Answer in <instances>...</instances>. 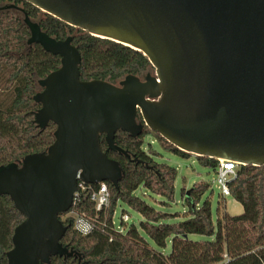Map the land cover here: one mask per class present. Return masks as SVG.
I'll return each instance as SVG.
<instances>
[{
	"label": "water",
	"instance_id": "95a60500",
	"mask_svg": "<svg viewBox=\"0 0 264 264\" xmlns=\"http://www.w3.org/2000/svg\"><path fill=\"white\" fill-rule=\"evenodd\" d=\"M23 1L142 52L155 73L128 75L118 85L83 81L74 37H51L25 13L28 44L59 56L61 66L39 80L33 97L40 106L33 123L40 132L55 124L54 142L0 165V197L9 196L25 218L8 264L84 259L62 243L71 226L61 217L72 210L79 181L119 189L125 172L103 150L102 135L108 151L146 167L116 144L119 131L139 138L147 127L194 156L264 166V0Z\"/></svg>",
	"mask_w": 264,
	"mask_h": 264
},
{
	"label": "trees",
	"instance_id": "16d2710c",
	"mask_svg": "<svg viewBox=\"0 0 264 264\" xmlns=\"http://www.w3.org/2000/svg\"><path fill=\"white\" fill-rule=\"evenodd\" d=\"M0 165L17 161L26 155L44 151L54 142L56 125L51 123L43 132L33 123L32 112L40 106L33 97L37 93V82L61 66V58L47 53L39 44L29 45L30 31L25 23V13L39 22L42 30L58 40L74 37L82 62L81 79L106 80L117 83L128 75L140 76L153 69L149 59L140 51L123 44L95 37L71 27L59 19L42 12L23 0H0ZM16 11L24 15L19 18ZM139 120L142 122L141 116ZM154 135L162 144L166 143L147 127L139 138L119 131L116 144L134 159L108 151L105 136H101L102 148L112 159L119 161L125 175L116 189L107 183L111 192L110 206L102 212L96 211L90 193L82 195L73 211L85 215L94 222L88 235L75 228V219L68 214L61 217L68 229L62 243L82 254L78 258H52V264H264V166L239 165L237 177L229 182L232 196L241 203L244 213L232 216L219 212L217 223L213 220L209 200L202 203L211 188L208 182L195 183L191 189H182V197L188 206L189 215L184 221L170 223V219L181 214H170L157 210L136 192L143 187L155 196L175 202L177 168L158 163L159 152L151 144L146 148L144 139ZM169 152L184 158L195 157L198 162L216 171L219 160L197 157L169 145ZM151 167L153 169H151ZM120 204H125L142 215L139 225L121 222L123 232L114 225ZM222 208V207H221ZM9 196L0 197V264H8L7 253L13 248L15 228L24 221ZM190 235L214 237L213 241H195ZM148 239L160 249L171 244V253L151 248Z\"/></svg>",
	"mask_w": 264,
	"mask_h": 264
},
{
	"label": "rangeland",
	"instance_id": "374dc122",
	"mask_svg": "<svg viewBox=\"0 0 264 264\" xmlns=\"http://www.w3.org/2000/svg\"><path fill=\"white\" fill-rule=\"evenodd\" d=\"M5 6L6 5H3L0 11H3V8ZM15 15H17L21 19H24V15L20 11H16ZM149 73L154 75L155 69L153 68L144 72L140 75V77L144 80L146 75ZM120 81L115 84L118 85ZM37 86V92L41 91L42 88L39 86L38 82ZM149 144H151L152 147L159 152V156L156 158V161L158 163H166L170 166L177 168L178 170V176L175 182V202H170L169 206L163 205V202L168 201L166 198L155 196L143 187L137 190L136 195L144 198L157 210L170 214H181L179 217L170 219V223L182 222L187 217H189V215H186L189 209L182 197V189L185 188L189 190L195 183L201 181L208 182L211 184V188L204 195L202 203H204L206 200H209L211 202L213 220L215 224L217 223L220 211H225L226 213L232 216H237L244 213L243 205L237 202L232 196H222L221 190L217 186L216 172L212 168L201 165L195 157L184 158L169 152L166 149L169 145L163 142L161 144L158 139L152 134L147 135L144 139V146L146 148L149 146ZM124 213H127L130 216V220L127 225H139L140 222L144 220L141 214L132 210L125 204H120V207L118 208L115 216V221L117 225L121 224V217ZM190 239L195 241H213L215 238L203 235H190ZM148 242L151 248L155 251L162 252L164 255H169L171 253V244H169L166 249H160L152 242V240L148 239Z\"/></svg>",
	"mask_w": 264,
	"mask_h": 264
},
{
	"label": "built area",
	"instance_id": "2783aa9c",
	"mask_svg": "<svg viewBox=\"0 0 264 264\" xmlns=\"http://www.w3.org/2000/svg\"><path fill=\"white\" fill-rule=\"evenodd\" d=\"M218 167L216 169V181L217 186L221 190L223 197L230 196L231 190L229 187V182L237 177V170L239 164L234 161L229 160H219ZM86 192L90 193L91 201L96 204V211L102 212L109 208L111 200V192L107 183H100L98 185H87L82 181H79L78 190L74 197V206L81 200L82 195ZM73 206V207H74ZM68 216H73L75 219V228L83 235L90 234L94 229V222L92 219L87 218L83 214H79L72 210L69 212ZM130 216L124 213L121 217V222L128 223ZM114 225L121 232L124 231L122 225H117L114 220Z\"/></svg>",
	"mask_w": 264,
	"mask_h": 264
}]
</instances>
